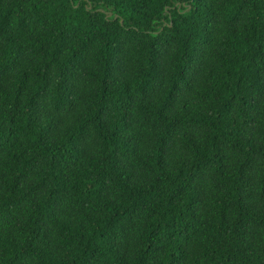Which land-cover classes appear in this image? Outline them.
I'll return each mask as SVG.
<instances>
[{"label":"trees","instance_id":"trees-1","mask_svg":"<svg viewBox=\"0 0 264 264\" xmlns=\"http://www.w3.org/2000/svg\"><path fill=\"white\" fill-rule=\"evenodd\" d=\"M0 264H264V0H0Z\"/></svg>","mask_w":264,"mask_h":264}]
</instances>
